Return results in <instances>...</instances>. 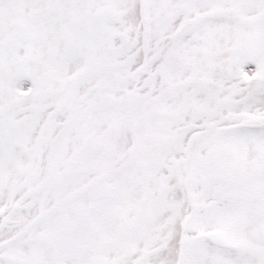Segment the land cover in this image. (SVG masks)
<instances>
[{"label":"snow or ice","instance_id":"1","mask_svg":"<svg viewBox=\"0 0 264 264\" xmlns=\"http://www.w3.org/2000/svg\"><path fill=\"white\" fill-rule=\"evenodd\" d=\"M0 264H264V0H0Z\"/></svg>","mask_w":264,"mask_h":264},{"label":"rangeland","instance_id":"2","mask_svg":"<svg viewBox=\"0 0 264 264\" xmlns=\"http://www.w3.org/2000/svg\"><path fill=\"white\" fill-rule=\"evenodd\" d=\"M247 68H254V65H251V64H249V65H246V69ZM23 87H28V86H30V81H28V80H25L24 82H23V85H22Z\"/></svg>","mask_w":264,"mask_h":264}]
</instances>
